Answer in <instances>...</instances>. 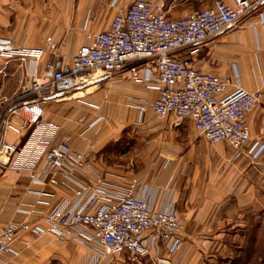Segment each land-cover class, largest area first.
<instances>
[{"label":"crops","instance_id":"crops-1","mask_svg":"<svg viewBox=\"0 0 264 264\" xmlns=\"http://www.w3.org/2000/svg\"><path fill=\"white\" fill-rule=\"evenodd\" d=\"M113 1L0 0V34L8 33L14 46L39 49L46 38L64 44L56 56L44 55L36 66L18 60L7 64L0 58V110L29 91L32 72L39 78L45 76L49 62L68 70L72 55L87 43L86 36L106 31L115 15L135 0H115L112 7ZM148 1L161 4L170 18L178 19L205 9L213 0ZM180 56L190 59L199 71L227 81L229 90L262 92V100L246 118L250 143L240 157L226 143L212 145L204 140L190 119L157 118L145 106L157 98L150 88L156 80H144L139 62L126 65L85 92L43 99L30 94L11 108L42 102L43 119L58 126L49 145L68 137L72 149L83 154L103 180L123 190L135 179L137 195L153 209L162 210L169 203L175 206L183 224L181 247L173 253L162 248L160 260L239 264L237 259L249 251L255 233L264 229V0L232 27ZM30 137L36 139L31 132L18 139L0 127V143H16L21 148ZM259 146L263 150L252 163L247 152ZM29 156L22 151V158ZM82 181L89 183L91 178ZM70 197L71 192L63 187L33 184L26 170L8 168L0 175V229L23 220L22 210L37 200L38 211L46 213L60 199ZM27 239L28 246L13 243L3 264H88L93 255L92 244L73 237L62 242L49 237Z\"/></svg>","mask_w":264,"mask_h":264},{"label":"built area","instance_id":"built-area-1","mask_svg":"<svg viewBox=\"0 0 264 264\" xmlns=\"http://www.w3.org/2000/svg\"><path fill=\"white\" fill-rule=\"evenodd\" d=\"M260 1L213 0L199 12L173 19L161 4L135 0L115 15L106 31L86 36L87 43L72 55L68 70H60L49 62L45 76L39 78L32 72L29 91L24 90L0 110V127L18 139L28 132L36 139L30 137L21 148L16 143L1 142L0 175L8 168L26 170L31 183L63 187L71 192V197L60 199L46 213L38 211L37 200L22 210L23 220L1 228L0 264L12 252L14 242L28 246L27 238L49 237L62 242L73 237L92 244L93 255L88 264H113L117 256H124L132 264H159L162 248L173 253L181 247L183 224L173 204L162 210L153 209L137 195L135 179L123 190L103 180L84 155L72 149L68 137L49 145L58 126L43 119L42 102L11 106L30 94L43 99L54 94L85 92L126 65L139 62L144 80H156L150 88L157 98L145 106L157 118L190 119L204 140L212 145L226 143L240 157L250 143L246 118L262 100V92L239 87L229 90L227 81L199 71L180 53L194 52L236 24ZM115 2L110 5L115 6ZM63 47V43L56 44L51 38H46L39 49L16 47L8 33L0 34V58L7 64L18 60L36 66L41 57L56 56ZM11 117L18 122L14 123ZM262 150V146L249 150V160L256 162ZM22 151L30 156L22 158ZM84 177L91 181L85 183ZM36 195L53 197L50 193Z\"/></svg>","mask_w":264,"mask_h":264},{"label":"rangeland","instance_id":"rangeland-1","mask_svg":"<svg viewBox=\"0 0 264 264\" xmlns=\"http://www.w3.org/2000/svg\"><path fill=\"white\" fill-rule=\"evenodd\" d=\"M178 1L181 2L183 0H176V2ZM192 3H196V1H193ZM176 15L179 16L181 15V13ZM128 146L129 147H126L125 151L130 148V145ZM248 246H249L248 248H250L249 251L248 252L244 251L241 254L240 261L237 259V262H240L239 264H264V229L255 233V236L252 238L251 242H249ZM158 256H160V253L158 254ZM113 264H132V263L126 260V258L123 256H117ZM218 264H226V262L220 261Z\"/></svg>","mask_w":264,"mask_h":264},{"label":"water","instance_id":"water-1","mask_svg":"<svg viewBox=\"0 0 264 264\" xmlns=\"http://www.w3.org/2000/svg\"><path fill=\"white\" fill-rule=\"evenodd\" d=\"M29 88H30V86L28 85V89H29ZM159 264H168V263L162 261V262H160Z\"/></svg>","mask_w":264,"mask_h":264}]
</instances>
